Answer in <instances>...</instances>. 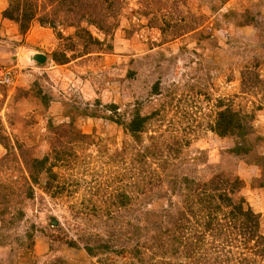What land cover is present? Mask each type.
I'll return each instance as SVG.
<instances>
[{
	"label": "rangeland",
	"instance_id": "374dc122",
	"mask_svg": "<svg viewBox=\"0 0 264 264\" xmlns=\"http://www.w3.org/2000/svg\"><path fill=\"white\" fill-rule=\"evenodd\" d=\"M4 67L0 264H264V0H0Z\"/></svg>",
	"mask_w": 264,
	"mask_h": 264
},
{
	"label": "trees",
	"instance_id": "16d2710c",
	"mask_svg": "<svg viewBox=\"0 0 264 264\" xmlns=\"http://www.w3.org/2000/svg\"><path fill=\"white\" fill-rule=\"evenodd\" d=\"M11 12H12V10H10L9 8L5 9L2 12V17L16 21L17 18L14 17ZM22 15H24V18L19 19V22H18L20 31H24L27 29L30 20H32L35 17V13L33 11H31L27 15L26 10H24ZM134 120H136L137 126H133V127L137 128L140 125V121L142 119L136 117ZM134 120H133V122H134ZM133 127H132V129L135 130V128H133ZM251 129H252V127L250 125L246 124V122H244L242 118L237 117V114L235 112H231L230 110L220 111L218 113V117H217V119L213 125V130L219 136L230 135V136H235L236 138H238L239 145L237 146L235 151L238 149H240V150L243 149V147L245 146V144L247 142L246 136L251 131ZM45 158L46 157H44L42 159H34V162L38 163L40 165V168H41L43 162L46 160ZM32 180H33V178H32ZM233 181H234V184L232 187L235 186V189H237L239 182L237 179L233 180ZM231 192H233V191H231ZM217 195H218L217 197H220L222 201H225L224 203L226 205L230 204L231 197L229 196V193L221 192L220 194L218 193ZM203 196L204 197H201L199 199V201L197 200L195 204H196V206L199 207V209L197 211H200L202 209H204L206 211V213L208 214L209 217L207 218L205 225L207 228H211V226H213L214 213L217 210H219L218 209L219 208V204H218L219 202L214 201V198H216V197H215V194H213V193L207 192ZM190 203H191V205H194L193 202H190ZM231 208L232 209L230 210V212L228 214L230 215V217L233 220L238 219V216H242V217H244L245 221L244 222L241 221V223H239V225L237 224V221H236V223L233 222L235 224L231 225L230 227L237 225L239 228V230H238L239 233L240 234L241 233L246 234L247 233V227H246L247 225H245V222L250 220V221H254L256 223V219L254 217L253 212L250 211V209H248V208H246V209L243 208L241 203L234 204V205H232ZM194 214L196 215L197 213L195 212ZM256 224H254L252 222V229L253 230L255 229L254 228L255 226L257 227ZM216 225L217 226L214 229H219L220 224L217 223ZM259 236L262 238V240H264V237L262 235H259Z\"/></svg>",
	"mask_w": 264,
	"mask_h": 264
},
{
	"label": "built area",
	"instance_id": "2783aa9c",
	"mask_svg": "<svg viewBox=\"0 0 264 264\" xmlns=\"http://www.w3.org/2000/svg\"><path fill=\"white\" fill-rule=\"evenodd\" d=\"M13 78V74L11 73V70L8 68H0V84L4 85L6 83H9Z\"/></svg>",
	"mask_w": 264,
	"mask_h": 264
},
{
	"label": "water",
	"instance_id": "95a60500",
	"mask_svg": "<svg viewBox=\"0 0 264 264\" xmlns=\"http://www.w3.org/2000/svg\"><path fill=\"white\" fill-rule=\"evenodd\" d=\"M33 59L37 60V61H41L43 59V56L41 54H34L33 55Z\"/></svg>",
	"mask_w": 264,
	"mask_h": 264
}]
</instances>
